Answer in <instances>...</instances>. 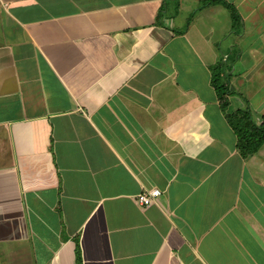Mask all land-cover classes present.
<instances>
[{"label": "crops", "instance_id": "obj_1", "mask_svg": "<svg viewBox=\"0 0 264 264\" xmlns=\"http://www.w3.org/2000/svg\"><path fill=\"white\" fill-rule=\"evenodd\" d=\"M203 1L0 0V264H264V144L211 83L261 124L264 7Z\"/></svg>", "mask_w": 264, "mask_h": 264}, {"label": "trees", "instance_id": "obj_2", "mask_svg": "<svg viewBox=\"0 0 264 264\" xmlns=\"http://www.w3.org/2000/svg\"><path fill=\"white\" fill-rule=\"evenodd\" d=\"M214 5H221L226 8L230 14L231 26L233 31L240 32L242 30V17L235 5L226 0H204L201 3V8ZM194 17V13L188 19L189 25ZM187 25V26H188ZM183 32V31H181ZM211 83L216 91L220 106L225 112L226 119L237 136V148L243 158L256 153L264 144V117L261 124H257L253 115L248 107L237 109L232 112H227L230 106L229 97L231 95L230 84V71L231 68L227 66L222 60L217 62L212 68Z\"/></svg>", "mask_w": 264, "mask_h": 264}, {"label": "built area", "instance_id": "obj_3", "mask_svg": "<svg viewBox=\"0 0 264 264\" xmlns=\"http://www.w3.org/2000/svg\"><path fill=\"white\" fill-rule=\"evenodd\" d=\"M161 196L159 189L145 190L135 198V203L140 208H147L154 203Z\"/></svg>", "mask_w": 264, "mask_h": 264}, {"label": "rangeland", "instance_id": "obj_4", "mask_svg": "<svg viewBox=\"0 0 264 264\" xmlns=\"http://www.w3.org/2000/svg\"><path fill=\"white\" fill-rule=\"evenodd\" d=\"M240 1H241V0H240ZM255 1H258V2H255ZM245 2H246V1H245ZM248 2L251 3V4H252V3H256V4L259 5L260 7H264V0H251V1H248ZM227 13H228L227 15H230L229 12H227ZM241 17H242V16H241ZM243 19H244V20L247 19V16L244 15V16H243ZM247 22H248V21H247ZM247 22H246V23H247ZM254 36H255V35H251V39H250L251 41H250V43H252V44L255 43V42H253V39H252V38H254ZM234 38H235V36H234ZM234 38H233V39H234ZM248 39H249V38L245 39V41L248 40ZM257 42H259V41H257ZM248 43H249V42H248ZM252 44H251V45H252ZM248 48H249L248 45H245V44L243 43V49H244V51L246 52V54H248V51H249ZM246 56H247V55H246ZM227 66L230 68L229 64H227ZM251 66H252V65H250V64H241V65L239 66V68H241V69L247 68V69H248V68L251 67ZM239 102H240V100H239L238 98H235V99H234V102H233V106L237 105ZM229 107H230V106H229ZM229 109L232 110V107H230ZM227 112H228V111H227ZM230 112H232V111H230ZM230 112H229V113H230Z\"/></svg>", "mask_w": 264, "mask_h": 264}]
</instances>
